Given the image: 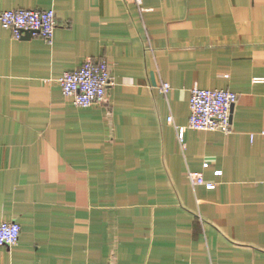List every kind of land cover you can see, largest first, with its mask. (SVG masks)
Wrapping results in <instances>:
<instances>
[{
  "label": "crops",
  "instance_id": "obj_1",
  "mask_svg": "<svg viewBox=\"0 0 264 264\" xmlns=\"http://www.w3.org/2000/svg\"><path fill=\"white\" fill-rule=\"evenodd\" d=\"M20 8L57 26L0 33V223L22 227L0 264H264V0H0ZM89 57L115 84L84 108L56 79ZM195 85L238 93L231 133L179 141Z\"/></svg>",
  "mask_w": 264,
  "mask_h": 264
},
{
  "label": "built area",
  "instance_id": "obj_2",
  "mask_svg": "<svg viewBox=\"0 0 264 264\" xmlns=\"http://www.w3.org/2000/svg\"><path fill=\"white\" fill-rule=\"evenodd\" d=\"M134 1L141 6L144 0ZM56 26L57 19L54 9L0 10V33L2 30L10 31L14 39L19 40L30 35L52 43ZM44 82H51V79ZM56 82L60 85L65 97L75 105L84 108L103 103L109 87L115 84L108 61L104 58L92 57L87 58L78 69L63 73L56 79ZM253 82L263 83L264 78L256 77ZM170 90V84L163 83L162 91L167 94ZM238 98V93L230 89H204L195 85L191 89V112L188 125L178 128L179 141L183 143L186 128L231 133V111ZM168 120L173 123L172 117ZM204 166L207 168L209 163L206 162ZM220 173V171L217 172L218 175ZM188 178L194 187L198 185H204L208 189L216 187L215 183L206 182L203 174L199 172L189 170ZM21 233L22 227L17 222L0 223V247H15L20 241Z\"/></svg>",
  "mask_w": 264,
  "mask_h": 264
}]
</instances>
